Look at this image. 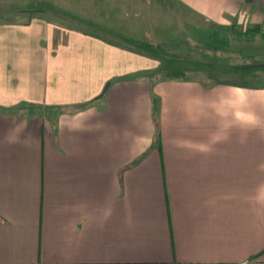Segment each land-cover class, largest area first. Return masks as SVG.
<instances>
[{
    "label": "crops",
    "instance_id": "1",
    "mask_svg": "<svg viewBox=\"0 0 264 264\" xmlns=\"http://www.w3.org/2000/svg\"><path fill=\"white\" fill-rule=\"evenodd\" d=\"M149 3L111 0L109 17L135 14L141 42L151 27L264 58V0ZM101 12L0 22V109L34 107L0 111V264H264V83L157 81Z\"/></svg>",
    "mask_w": 264,
    "mask_h": 264
},
{
    "label": "rangeland",
    "instance_id": "2",
    "mask_svg": "<svg viewBox=\"0 0 264 264\" xmlns=\"http://www.w3.org/2000/svg\"><path fill=\"white\" fill-rule=\"evenodd\" d=\"M110 1L111 0H0V22L18 20L19 22L25 23L28 22L32 16H34V14L25 13L26 10H45L47 18H50L55 22L61 21L58 18L62 16L65 18L62 20V22H64L63 24L77 26L75 22L77 10L82 9L83 7H86L89 10H101L102 12L100 15L105 16L106 20L109 18L108 21H105L107 24H112V22H114L117 24L113 26L128 28L129 32H132V42H134L137 46L147 48V50L153 54L154 57H150L149 59H155L159 62L161 69L163 70L162 73L173 71L172 73L174 74L177 73L176 71H187L186 73L183 72L182 77L199 80L201 78L198 77V72L204 71L205 74L210 76V78H208L209 81L264 83V58L225 57L222 54H218L216 50L219 48L224 49L226 46H216L214 40H211L209 45H183V43L181 44L177 39L174 40L176 37H173V34L175 33L173 30L160 31V33L163 34L161 37H153L151 33L153 34L156 31H152L150 26L149 32L151 33H148L149 37L147 39L142 38L141 42L139 37L136 36L139 31L129 28L133 25V23H135V21L138 20L135 18V14L130 13L127 18H124V20H122V17L117 16L118 20L114 19L112 21V16L110 15L109 17L110 11H108L110 10V6L108 5ZM143 1L146 2L148 0ZM149 4L152 6V0H150ZM135 5L140 6L139 3H135ZM118 6L119 13L123 10V7H120V4ZM36 16L38 17L39 14H36ZM92 30L93 28L90 29V32ZM139 43L147 44V47L146 45H140ZM242 50L243 49L239 52ZM195 53L198 57L192 56ZM190 55L192 57H189ZM123 67L127 66L122 65L120 62L118 64H112L107 61L106 68L108 71H106V74L111 76L110 74L113 72H119L123 69ZM91 72L92 69L90 72H81L80 75H85L86 79ZM245 73H249L251 76H242ZM254 73L261 75L262 78L254 81L252 78ZM112 80L114 79L109 78V82ZM158 115L159 111L157 112V117Z\"/></svg>",
    "mask_w": 264,
    "mask_h": 264
},
{
    "label": "trees",
    "instance_id": "3",
    "mask_svg": "<svg viewBox=\"0 0 264 264\" xmlns=\"http://www.w3.org/2000/svg\"><path fill=\"white\" fill-rule=\"evenodd\" d=\"M25 12H29V10H26ZM162 72H163L162 69H158V70H155L153 72L151 71L149 76L154 78L157 81L184 78V77H182L183 76L182 75L183 74L182 71H176L177 73H174V74H179V75H174L172 73L173 71H171V72L167 71L165 73H162ZM91 105H92V101L78 106L77 109H75V111L85 110ZM152 106H153V108H152V117H153V120H154V123H155V127H156V131H155V135H154V145H156V148L161 152L159 122H158V117H157V112H158V100L157 99L154 98ZM25 108H34V107H28L27 105H21L19 107L14 108V109H0V111H4V112H13V111H15L16 112V111H22Z\"/></svg>",
    "mask_w": 264,
    "mask_h": 264
}]
</instances>
